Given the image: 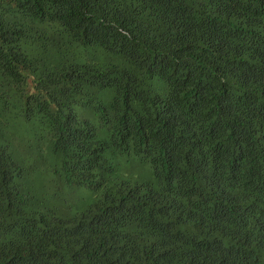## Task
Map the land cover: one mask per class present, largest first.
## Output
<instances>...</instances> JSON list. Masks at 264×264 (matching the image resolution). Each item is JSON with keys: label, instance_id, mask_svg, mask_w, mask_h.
Listing matches in <instances>:
<instances>
[{"label": "trees", "instance_id": "trees-1", "mask_svg": "<svg viewBox=\"0 0 264 264\" xmlns=\"http://www.w3.org/2000/svg\"><path fill=\"white\" fill-rule=\"evenodd\" d=\"M0 264H264V0H0Z\"/></svg>", "mask_w": 264, "mask_h": 264}, {"label": "rangeland", "instance_id": "rangeland-1", "mask_svg": "<svg viewBox=\"0 0 264 264\" xmlns=\"http://www.w3.org/2000/svg\"><path fill=\"white\" fill-rule=\"evenodd\" d=\"M117 180L129 183H144L152 181V171L147 162H142L132 155H119L109 159ZM73 201L76 199L73 198Z\"/></svg>", "mask_w": 264, "mask_h": 264}]
</instances>
